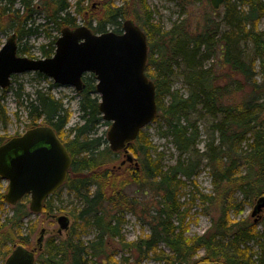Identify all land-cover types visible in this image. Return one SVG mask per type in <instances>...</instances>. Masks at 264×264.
<instances>
[{
    "label": "trees",
    "instance_id": "obj_1",
    "mask_svg": "<svg viewBox=\"0 0 264 264\" xmlns=\"http://www.w3.org/2000/svg\"><path fill=\"white\" fill-rule=\"evenodd\" d=\"M34 1L0 0V33L12 31L17 54L29 58H35L33 48L42 58L50 57L65 27L82 24L98 34L113 27L111 32L121 34L122 23L134 21L148 45L145 75L155 85L157 105L153 121L165 127L179 157L163 170L160 153L141 130L128 145L137 167L128 162L121 165L123 152H112L106 138L96 132L105 121L95 96V76L82 77L83 89L76 92L79 121L68 127L69 106L52 93L58 85L41 73H32L36 84L30 91H23L22 85L13 91L14 114L17 119L19 112L24 115L27 128L52 127L72 158L64 185L44 201L41 214L53 218L55 211L61 212L56 202L63 189L79 205L67 212L73 223L66 235L43 238L40 248L36 242L31 245L37 223L30 219L28 198L9 206L0 222V264L17 245L36 249L34 264H117L111 249L115 245L137 257L134 264L150 254L167 264H264V220L250 219L251 214L233 218L242 212L243 204L254 206L264 195V0H225L217 10L206 0L210 13L193 25L189 19H181L168 29L152 23L145 0H135L143 18L132 11L135 2L130 0H122L120 5L117 0ZM15 2L19 8H14ZM37 16L43 21H37ZM41 33L46 42L34 47L25 41ZM177 69L185 93L173 89ZM15 79L12 76L11 84ZM42 82L46 85L38 86ZM11 84L0 90L3 128L10 121L3 102ZM193 114L210 121L202 152L197 150L200 131L191 121ZM4 140L0 135V145ZM190 154L205 161L213 185L212 195L200 193L193 198L203 206L214 200L218 207L211 227L194 237L185 236L182 222L188 209L179 203L185 189L181 178L190 179L198 167L197 162L182 158ZM2 190L0 179V211L6 204ZM237 195L240 201H236ZM142 200H151L152 206L146 209ZM126 213L146 215L149 234L126 241L121 234ZM177 219L179 224H174ZM89 227L94 228L95 236L84 241L82 236ZM160 244L169 253L159 249ZM200 250L204 255L194 260ZM123 261L128 264L129 259Z\"/></svg>",
    "mask_w": 264,
    "mask_h": 264
},
{
    "label": "water",
    "instance_id": "obj_2",
    "mask_svg": "<svg viewBox=\"0 0 264 264\" xmlns=\"http://www.w3.org/2000/svg\"><path fill=\"white\" fill-rule=\"evenodd\" d=\"M225 0H209L214 10ZM148 45L144 32L127 19L122 33H93L87 26L65 27L55 42L51 57L33 59L17 54L15 34L0 47V88L11 84L13 75L38 72L59 86L75 91L83 88L82 77L91 73L96 78L99 111L110 126L106 141L112 152L123 151L125 161L133 162L128 145L157 114L155 85L145 75ZM72 158L52 127L37 125L0 145V179L6 182L3 199L15 206L28 196L32 214H40L44 201L67 179ZM137 167V163L135 162ZM264 211V195L256 200L251 216ZM58 233L69 227L67 215L57 216ZM256 220V219H255ZM45 229L36 243L41 247ZM34 249L15 246L4 264H34ZM218 264V263H203Z\"/></svg>",
    "mask_w": 264,
    "mask_h": 264
},
{
    "label": "rangeland",
    "instance_id": "obj_3",
    "mask_svg": "<svg viewBox=\"0 0 264 264\" xmlns=\"http://www.w3.org/2000/svg\"><path fill=\"white\" fill-rule=\"evenodd\" d=\"M35 0L34 2H36ZM70 3L73 0H69ZM131 3H134L135 0H130ZM118 5L122 3V0H117ZM145 3L148 6L149 11L151 12L152 23L158 24L164 29L170 28L173 23L180 21L181 19H189L191 21V25L195 23L203 14L206 12L210 13L211 7L207 4L206 0H145ZM20 5L18 3H14V8H19ZM73 10V9H72ZM71 10V11H72ZM132 11H137V13L143 18L144 14L141 10L140 6L137 2H135L132 7ZM41 16V15H38ZM36 17L37 21H43L42 17ZM262 26H264V20L262 21ZM113 27H109L108 31H112ZM12 31H9L7 34L0 33V43L1 45L6 41V39L10 36ZM28 45L33 44L34 47L39 45L40 43L46 42L44 38V33L38 34L37 36H33L29 38ZM31 54L35 57V59L42 58L37 48L31 49ZM26 56L27 55H20ZM34 72H27L14 75L16 77L14 82H12V90L7 91L4 106L6 108L9 122L5 128L0 124V135L5 136V141H7L10 137L15 135L22 134L26 129V121L23 114L20 112V118L17 119L15 116L16 104H15V96L13 91H15L18 85H22L24 87L25 92L30 91L32 89V85L36 84L34 80V76L32 75ZM51 80V79H50ZM52 81V80H51ZM44 82L40 83L38 86H45ZM172 86L173 89L179 90L181 93H185V86L180 74V70L177 69L175 75L172 78ZM1 90V89H0ZM52 93L57 98H62L64 103L69 106L71 111V118L68 127L73 126L78 119V105L76 91L74 88L69 86H58L52 90ZM95 96H98L95 94ZM72 98L69 99L68 98ZM99 97V96H98ZM167 100V99H166ZM191 121H195L199 127L200 137L197 145V150L199 152L203 151L204 143L207 139V135L209 133V125L210 121L207 117H201L199 114H193L191 116ZM104 122V121H103ZM105 123V122H104ZM100 124L96 130L97 135H102L106 138V133L109 129L110 123ZM143 132L147 135L148 139L152 142L153 146L156 148V151L160 153L161 161L160 164L163 170L168 169L170 166L174 165L178 160V152L176 151L171 138L166 136L165 127L162 123L152 121L149 123L144 129ZM121 158V157H120ZM182 158H189L194 162L198 163V167L195 170V173L190 179L181 178V180L185 183V189L182 194L179 196V203L182 206V209H188L187 213L183 219L182 226L186 227L185 236L194 237L200 236L204 234L212 225L213 221L218 216V207L217 203L212 200L211 204L202 205L198 198H193L194 196L203 193V194H213V185L211 182V178L208 175V171L206 169L205 161L203 159H198L194 155H186ZM2 185L6 191V182L2 181ZM133 188V186H132ZM236 201H240L241 197L237 195ZM146 209H149L152 206L151 200H142ZM252 201V200H251ZM56 205L60 207L61 212L55 211L53 213L54 216L67 215L70 220V225L73 223V219L68 215V211H71L73 207H77L79 205L78 200L74 199L73 195L70 194L66 189L62 190L61 198L56 202ZM253 204L245 203L242 206V212L236 215H233V218L236 219H244L250 217V212L252 210ZM9 205L5 204L2 211H0V222L4 219L6 213H8ZM5 210V212H4ZM146 214V213H145ZM146 216V215H145ZM144 214H131L126 213L124 215V223L122 225L121 234L122 237L126 241H136L141 237H145L150 232V226L147 223ZM181 217V216H180ZM30 219L37 223L35 233L32 236L31 245L33 246L36 240L39 237L40 230L42 228L45 229L46 233L44 235V240L51 236H56L58 234V224L56 219L47 218L44 214H31ZM250 219H257V217H253ZM260 221L264 220V216L260 217ZM174 224H179L178 219L174 221ZM95 230L92 227H89L85 230V233L82 236L84 241H88L93 239L95 236ZM60 235V234H58ZM66 231L61 233V236H65ZM159 249L164 250L165 253H169V250L163 244L158 246ZM114 254V259L117 261V264H127L123 261L124 258H128V264H134L135 259L138 258L132 256L129 252L124 251L119 245H115V247L111 248ZM204 255V251L200 250L197 255L194 256V260L199 261L200 257ZM153 255L150 254V257L139 259L140 264H167L163 261H155ZM4 264V263H3Z\"/></svg>",
    "mask_w": 264,
    "mask_h": 264
},
{
    "label": "flooded vegetation",
    "instance_id": "obj_4",
    "mask_svg": "<svg viewBox=\"0 0 264 264\" xmlns=\"http://www.w3.org/2000/svg\"><path fill=\"white\" fill-rule=\"evenodd\" d=\"M20 56V55H19ZM87 74H89V73H87ZM83 89V88H82ZM1 90H3V89H1ZM15 136H18V135H15ZM123 158V157H122ZM122 160H124V159H122ZM121 163V162H120ZM125 163H127V161H125ZM124 163V164H125ZM123 164V165H124ZM128 166H130V165H128ZM131 167V166H130ZM68 175H69V173H68ZM262 215L264 216V211H262V212H260L259 214H257V215H255V217H257V219H260V217H262ZM254 217V216H253ZM256 219V220H257ZM200 264H202V263H200Z\"/></svg>",
    "mask_w": 264,
    "mask_h": 264
}]
</instances>
